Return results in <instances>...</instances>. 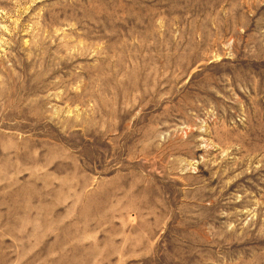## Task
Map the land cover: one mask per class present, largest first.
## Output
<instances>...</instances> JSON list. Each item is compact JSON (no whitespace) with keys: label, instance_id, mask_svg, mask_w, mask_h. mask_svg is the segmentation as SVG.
Segmentation results:
<instances>
[{"label":"rangeland","instance_id":"374dc122","mask_svg":"<svg viewBox=\"0 0 264 264\" xmlns=\"http://www.w3.org/2000/svg\"><path fill=\"white\" fill-rule=\"evenodd\" d=\"M0 264H264V0H0Z\"/></svg>","mask_w":264,"mask_h":264}]
</instances>
